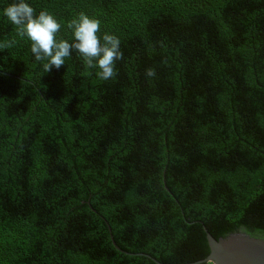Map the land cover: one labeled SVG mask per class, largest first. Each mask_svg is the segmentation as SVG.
I'll list each match as a JSON object with an SVG mask.
<instances>
[{
  "label": "trees",
  "instance_id": "obj_1",
  "mask_svg": "<svg viewBox=\"0 0 264 264\" xmlns=\"http://www.w3.org/2000/svg\"><path fill=\"white\" fill-rule=\"evenodd\" d=\"M14 2L0 0V264H210L202 226L264 239V0H26L58 40L80 12L118 37L108 80L75 49L45 73L3 14ZM106 222L151 258L118 251Z\"/></svg>",
  "mask_w": 264,
  "mask_h": 264
},
{
  "label": "clouds",
  "instance_id": "obj_2",
  "mask_svg": "<svg viewBox=\"0 0 264 264\" xmlns=\"http://www.w3.org/2000/svg\"><path fill=\"white\" fill-rule=\"evenodd\" d=\"M4 16L16 27L17 35L27 37L31 42V52L35 60L42 62L45 73L53 67L59 69L65 64L72 50L75 49L83 59L88 69H98L96 75L102 80H108L117 75L115 62L123 59L120 50V40L112 34L100 33L101 22L89 17L84 12L68 22L74 42L57 39L61 23L47 10L37 15L35 9L26 0H18L3 10ZM11 41L10 44H14ZM10 46V45H9ZM148 77L155 76L154 69H146Z\"/></svg>",
  "mask_w": 264,
  "mask_h": 264
},
{
  "label": "water",
  "instance_id": "obj_3",
  "mask_svg": "<svg viewBox=\"0 0 264 264\" xmlns=\"http://www.w3.org/2000/svg\"><path fill=\"white\" fill-rule=\"evenodd\" d=\"M89 205V203H88ZM94 211V210H93ZM112 245L126 255L146 256L145 254H130L121 250L113 240L111 229L106 222ZM203 227L205 238L209 248L208 256L197 263L210 264H264V239L249 235L242 229L227 234L224 237L214 238L207 229ZM156 264H161L151 258Z\"/></svg>",
  "mask_w": 264,
  "mask_h": 264
}]
</instances>
